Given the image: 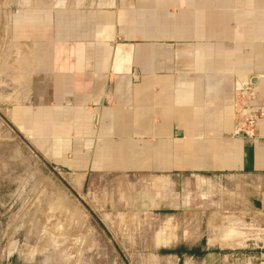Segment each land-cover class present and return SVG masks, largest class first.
<instances>
[{
  "label": "crops",
  "instance_id": "1",
  "mask_svg": "<svg viewBox=\"0 0 264 264\" xmlns=\"http://www.w3.org/2000/svg\"><path fill=\"white\" fill-rule=\"evenodd\" d=\"M4 16L9 120L79 197L225 182L264 227V117L245 136L234 107L253 87L246 111L264 108V0H2Z\"/></svg>",
  "mask_w": 264,
  "mask_h": 264
},
{
  "label": "rangeland",
  "instance_id": "2",
  "mask_svg": "<svg viewBox=\"0 0 264 264\" xmlns=\"http://www.w3.org/2000/svg\"><path fill=\"white\" fill-rule=\"evenodd\" d=\"M10 19L0 22L3 73L10 66ZM10 82L0 86V264L264 262V237L251 228L261 226L246 220L225 182H179L152 204L150 192H133L132 203L112 191L108 197H79L12 125L8 108L21 87ZM112 199L119 208L114 213L106 203ZM79 210L88 216L89 227ZM180 246L208 252L202 258L162 252Z\"/></svg>",
  "mask_w": 264,
  "mask_h": 264
},
{
  "label": "built area",
  "instance_id": "3",
  "mask_svg": "<svg viewBox=\"0 0 264 264\" xmlns=\"http://www.w3.org/2000/svg\"><path fill=\"white\" fill-rule=\"evenodd\" d=\"M260 96L259 90L257 88L249 87L248 89L242 91L239 90L235 94V112H236V123L238 132L244 134L245 136H254V128L257 121L264 117L263 110L256 111H246L249 108L250 103ZM264 102V96L261 97ZM254 229L255 233L264 237V227H251ZM248 238L246 241H249ZM264 247V240L261 241Z\"/></svg>",
  "mask_w": 264,
  "mask_h": 264
},
{
  "label": "trees",
  "instance_id": "4",
  "mask_svg": "<svg viewBox=\"0 0 264 264\" xmlns=\"http://www.w3.org/2000/svg\"><path fill=\"white\" fill-rule=\"evenodd\" d=\"M163 253H168V254H177L179 256H182L184 253L188 255H192L194 257L202 258L207 254V250H202L200 247L198 248H187L186 246H180L175 249H169V250H162Z\"/></svg>",
  "mask_w": 264,
  "mask_h": 264
}]
</instances>
